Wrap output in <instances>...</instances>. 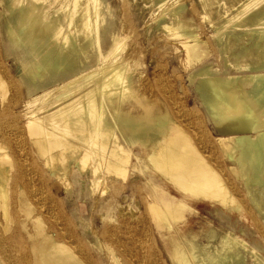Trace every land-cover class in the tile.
I'll list each match as a JSON object with an SVG mask.
<instances>
[{"label": "bare ground", "instance_id": "obj_1", "mask_svg": "<svg viewBox=\"0 0 264 264\" xmlns=\"http://www.w3.org/2000/svg\"><path fill=\"white\" fill-rule=\"evenodd\" d=\"M196 3L213 46L185 0L141 5L197 62L216 133L199 123L197 139L110 1L0 0V48L19 68L0 63V264H264V0ZM154 81L168 100L146 92ZM87 191L101 214L75 222L59 196ZM197 201L215 216L184 231Z\"/></svg>", "mask_w": 264, "mask_h": 264}, {"label": "rangeland", "instance_id": "obj_2", "mask_svg": "<svg viewBox=\"0 0 264 264\" xmlns=\"http://www.w3.org/2000/svg\"><path fill=\"white\" fill-rule=\"evenodd\" d=\"M108 1L112 3L113 9L115 10L117 17L119 18V20L122 21L124 25L125 31L128 35L127 38L128 43L130 44V48H132L134 52L133 55L135 56L137 61H139L143 57L144 59L147 58L146 60L149 65L150 75H152L151 73H153V71L156 68V76L158 73V76H160V78L162 77L165 83L167 82L169 84V87L165 86V88L167 90L170 89L175 94L173 96H175L174 100L176 101H172V103L175 104L168 106L172 111L171 113L173 115H178L179 112H176V110L179 111V109L181 110L185 109V112L188 111L187 115L189 117L187 116L182 118L178 116L176 118L177 123L183 125L185 124L186 129H188V131L192 133V136H194L195 138L197 136L199 138L203 137V132L199 126V123L204 124L211 131L210 134L211 136L212 135L215 136L216 133L210 121L208 120L207 115L205 114L203 109L198 105V99L196 92L194 91L193 84L191 83V81H189L190 80L189 72L193 68L197 67V62L192 66L190 63H188V59H185L186 55H184L183 58L177 57V53H176L177 51L175 49L177 45L174 44V38L170 37L171 35L169 32H166L154 26L157 25L154 21L155 18L154 16H156L157 13L153 12V10L150 9V7L141 5L142 0H108ZM185 3H186V14L193 15L196 24L198 23V25L200 26L198 28L199 31H197V27L195 28L194 30L195 33L202 32L204 36L206 37L209 36L210 46H213L214 42L210 37L211 35L210 30L206 27L204 23L201 22L202 19L198 18L199 16L197 15L196 0H185ZM150 27H151L150 30L151 32L147 33ZM181 49L183 48L181 47ZM9 57L10 56L8 55L7 51L2 50L0 48V63L6 65L7 70L10 71L11 75L17 78L19 74L18 65L14 62V60L11 57L10 58ZM6 59L9 60L8 63L6 62ZM158 64H160V66L156 67V65ZM161 86L162 88H160ZM163 88H164L163 83L160 85L159 82L157 83L154 81L151 87L146 88L145 90L148 94L151 93L150 95H154L156 97V100L159 99L162 101L163 99L168 100L169 93L165 88L164 89ZM151 106H152L151 108H154L153 103L151 104ZM172 106H174V109ZM183 106L185 107L183 108ZM227 175L228 177L231 178L233 177V175L230 172H227ZM136 182H138L139 185L137 188L138 191L137 199H135L134 201L139 202L142 201V197L143 195H145V193H147V190L145 189V186L142 184L143 182L142 180L140 181V179L137 178ZM59 197L62 199L64 198V202L62 201L64 209L67 211L68 217L75 219V222L78 221L77 219L78 213L84 215L87 219H90L93 215L99 217L101 214L99 208L95 209L93 207L96 201L94 200L95 196H93L90 191H87L85 197L76 196L75 200H70V201L69 199L66 198L64 193H62ZM105 197L110 198L111 191L107 192ZM135 202H132V206H133L132 210L139 211L140 209H137ZM193 204L199 209L200 213L194 214L193 216L190 217L188 224H186L183 228L184 231H186L189 227H194L195 229L199 230L200 225L202 224V222H204L206 217L212 218L215 216L213 213L214 207L212 204L206 202H199V201L193 202ZM112 205L116 206L114 203ZM232 214L234 217L237 215L236 212H233ZM146 218L152 221V217L150 216V214L147 215ZM244 218L245 220L248 219L247 216H244ZM133 223L130 224L132 225V227H134L136 232L145 236L147 235V233L141 228V226L139 227L135 226V223L134 225Z\"/></svg>", "mask_w": 264, "mask_h": 264}]
</instances>
